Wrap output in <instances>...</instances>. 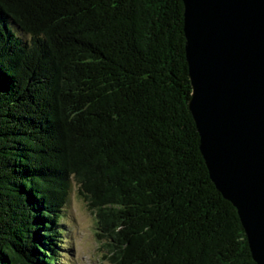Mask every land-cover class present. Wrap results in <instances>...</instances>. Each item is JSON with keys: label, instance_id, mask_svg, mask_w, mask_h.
<instances>
[{"label": "trees", "instance_id": "16d2710c", "mask_svg": "<svg viewBox=\"0 0 264 264\" xmlns=\"http://www.w3.org/2000/svg\"><path fill=\"white\" fill-rule=\"evenodd\" d=\"M182 0H0V264H57L71 180L111 264H256L188 107Z\"/></svg>", "mask_w": 264, "mask_h": 264}, {"label": "water", "instance_id": "95a60500", "mask_svg": "<svg viewBox=\"0 0 264 264\" xmlns=\"http://www.w3.org/2000/svg\"><path fill=\"white\" fill-rule=\"evenodd\" d=\"M182 2L199 149L264 264V0Z\"/></svg>", "mask_w": 264, "mask_h": 264}, {"label": "rangeland", "instance_id": "374dc122", "mask_svg": "<svg viewBox=\"0 0 264 264\" xmlns=\"http://www.w3.org/2000/svg\"><path fill=\"white\" fill-rule=\"evenodd\" d=\"M95 215L71 180L68 201L61 212L58 227L62 230L57 264H111L106 240L98 238Z\"/></svg>", "mask_w": 264, "mask_h": 264}]
</instances>
